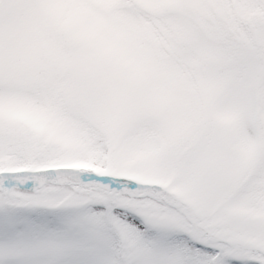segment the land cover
<instances>
[{
  "label": "snow or ice",
  "instance_id": "6c2138e0",
  "mask_svg": "<svg viewBox=\"0 0 264 264\" xmlns=\"http://www.w3.org/2000/svg\"><path fill=\"white\" fill-rule=\"evenodd\" d=\"M0 264H264V0H0Z\"/></svg>",
  "mask_w": 264,
  "mask_h": 264
}]
</instances>
